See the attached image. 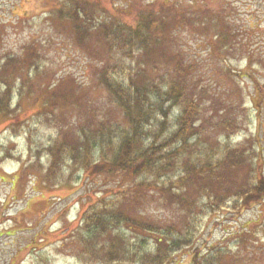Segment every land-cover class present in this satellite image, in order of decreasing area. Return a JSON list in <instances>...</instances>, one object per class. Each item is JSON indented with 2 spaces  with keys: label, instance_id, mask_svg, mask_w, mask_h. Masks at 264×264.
<instances>
[{
  "label": "rangeland",
  "instance_id": "rangeland-1",
  "mask_svg": "<svg viewBox=\"0 0 264 264\" xmlns=\"http://www.w3.org/2000/svg\"><path fill=\"white\" fill-rule=\"evenodd\" d=\"M181 1V7L175 4ZM153 3L155 14L168 23V33H158L163 39L158 49L180 58L182 74H176L173 62L146 64L142 51L129 62L121 44L111 49L96 34L85 43L77 29L76 24L83 25L82 31L91 34L96 25L105 33L112 26L125 30L124 41H129L128 30ZM73 11L84 17L80 23L71 19ZM138 43L129 41L131 52ZM125 62L136 64L165 91L179 76L184 97L201 109L200 148L240 146L252 156L254 179L264 175V0H0V87L6 82L1 93L10 85L14 115L20 117L10 125L0 115V264H133L109 262L112 243L96 250L84 238V214L115 198L116 207L133 220L162 231L175 225L179 234L194 236L190 248L176 252L174 264H195L194 256L215 264H264V202L236 210L234 199L226 196L220 209H196L195 222L186 223L189 213L157 189L134 190L121 200L119 192L134 186L125 176L96 174L76 163L62 164L55 173L49 168L48 148L64 131L80 134L83 126L96 128L106 116L113 124L126 123L96 81L107 65ZM52 95L60 98L59 106L45 111L43 99ZM185 104L181 99L174 108L165 104L172 132ZM237 173L249 174V164ZM167 178L177 179L173 173ZM176 186L187 191L178 180ZM194 193L184 195L195 199ZM121 231L130 249L146 252L163 237L135 227ZM114 241L128 253L126 243Z\"/></svg>",
  "mask_w": 264,
  "mask_h": 264
},
{
  "label": "trees",
  "instance_id": "trees-1",
  "mask_svg": "<svg viewBox=\"0 0 264 264\" xmlns=\"http://www.w3.org/2000/svg\"><path fill=\"white\" fill-rule=\"evenodd\" d=\"M163 4L169 3L162 1ZM175 4L181 7L183 2ZM148 10L150 13L146 15L142 12L137 26L133 30H128L131 33L127 37L129 41L139 42L134 45L137 48L135 52L130 51L129 41H124L125 30L117 32L109 26L110 28L106 27L107 32L104 33L101 31L105 30L104 28L101 29L95 25L91 27L94 32L89 34L88 29L82 31L83 25H76L80 34L85 37V43L92 40L96 34L98 38L102 36L111 49L121 44L127 52L125 60L129 62L133 60V54L142 51L146 64L150 62L157 64L161 59L167 65L173 62L176 74H182L184 69L180 58H172L166 51L161 53L158 49L163 44V39L158 33L160 30H165L167 34L168 23L166 24L162 16L155 14L154 3ZM71 15V19L76 23L81 22L80 13L73 11ZM88 22L90 23L89 20ZM140 64L137 63V66ZM178 77H175L173 84L170 85L171 88L165 91L161 85H158V80L154 82L150 75L137 71L136 64L129 65L125 62L107 65L97 75V85L99 88L103 86L107 89L111 103L121 110L126 123L122 126L119 122L113 124L112 117L106 116L96 128L83 126L80 134L76 131H64L48 148L49 168L55 173L62 164L76 163L85 171L91 170L96 174L106 172L111 177L125 176L134 186L119 192L118 196L121 200H125L134 190L157 189L159 194L173 198L177 206L189 213L190 220L186 223L195 222L196 209L201 211L220 209L223 203L221 198L226 196L234 199L233 206L236 210L242 206L248 207L252 203L262 204L264 175L260 174L254 179L252 174L254 169L250 163L252 156L239 151L240 146L220 148V145L214 143L204 149L200 148L197 137L204 131L201 124H198L201 109L195 105L194 99H188L186 94L184 97L182 84L179 81L176 82ZM3 84L0 87V115H4L11 125L18 122L20 117L14 115L18 110L13 108L10 85L4 86L6 93H1ZM180 99L186 101V106L181 109L175 119L176 126L172 132L169 117L171 111L165 110V104L169 103L174 108ZM43 100L47 102L42 105L45 111L55 110L59 106L60 98L56 99V96L52 95ZM187 152V157L181 154ZM246 160L249 162L246 163ZM246 164H249L250 173L244 176L239 175L237 169ZM170 173L176 174V181L178 180L182 188L186 187V192H178L180 187L176 186V181H168L167 176ZM149 177H153L154 180L147 181ZM216 186L219 188L218 194L217 190H214L217 189ZM176 189L177 191L174 192ZM193 190L196 198L187 199L184 194L188 192L191 194ZM197 196H202V199L204 197L205 203L200 204L202 199ZM115 199L117 203L116 200L100 201L96 211L84 214L83 217L84 228L88 233L84 237L87 245L88 241H92L96 250L103 251L112 243L108 248L110 251L108 253L111 254L109 262L127 260L133 264H174L176 252L182 248H190L194 242V236L191 233L179 234L175 225L162 231L158 225L140 223L131 219L125 212H121L119 206L116 207L120 201L118 198ZM124 226H128L129 230L135 227L152 235H163V237L157 239L154 251L146 252L143 248L130 249V241L121 231ZM116 239L127 244L128 253L117 247L114 241ZM194 257L195 264H215L212 259L198 261V257Z\"/></svg>",
  "mask_w": 264,
  "mask_h": 264
}]
</instances>
